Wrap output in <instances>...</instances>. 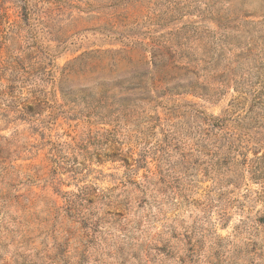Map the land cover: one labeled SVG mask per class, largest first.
Instances as JSON below:
<instances>
[{
    "label": "rangeland",
    "instance_id": "1",
    "mask_svg": "<svg viewBox=\"0 0 264 264\" xmlns=\"http://www.w3.org/2000/svg\"><path fill=\"white\" fill-rule=\"evenodd\" d=\"M0 264H264V0H0Z\"/></svg>",
    "mask_w": 264,
    "mask_h": 264
}]
</instances>
